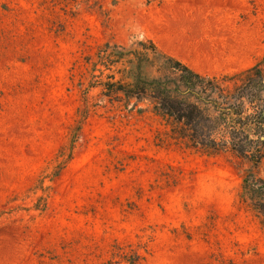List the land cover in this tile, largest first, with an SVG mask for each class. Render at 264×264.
<instances>
[{
  "label": "rangeland",
  "instance_id": "374dc122",
  "mask_svg": "<svg viewBox=\"0 0 264 264\" xmlns=\"http://www.w3.org/2000/svg\"><path fill=\"white\" fill-rule=\"evenodd\" d=\"M178 3L188 35L264 56V0H0V264H264V223L240 197L249 159L195 146L184 121L88 73L106 40L168 53L171 15L145 24Z\"/></svg>",
  "mask_w": 264,
  "mask_h": 264
},
{
  "label": "trees",
  "instance_id": "16d2710c",
  "mask_svg": "<svg viewBox=\"0 0 264 264\" xmlns=\"http://www.w3.org/2000/svg\"><path fill=\"white\" fill-rule=\"evenodd\" d=\"M85 59L92 76L106 73L98 82L107 94L152 100L161 114L184 121L195 146L217 150L229 145L248 158L251 168L240 197L258 210L264 223V178L255 171L264 158V56L241 71L208 76L163 51L153 39L134 37L127 44L106 40ZM238 78L242 83L224 92L221 79ZM223 129L226 137L220 139Z\"/></svg>",
  "mask_w": 264,
  "mask_h": 264
},
{
  "label": "crops",
  "instance_id": "0c3cea01",
  "mask_svg": "<svg viewBox=\"0 0 264 264\" xmlns=\"http://www.w3.org/2000/svg\"><path fill=\"white\" fill-rule=\"evenodd\" d=\"M190 7L188 4L178 3L163 10H156L155 15L146 20L145 28H153L158 19L167 20L168 16L165 18V14H170V21L163 23L165 24L164 37L169 45L163 46V48H168V53L170 52V54L203 75L215 76L223 73H233L253 65L251 51L245 50V47L236 50L237 47L233 43L227 44L229 47H227V50H223V47L218 44L207 43V39L204 37V34H206L204 27H197L198 31L195 34L188 35V31L184 27L185 19L190 17L185 11ZM191 17L203 21L202 16ZM205 27L207 28V24ZM244 39L243 36L242 40ZM181 48H187V50Z\"/></svg>",
  "mask_w": 264,
  "mask_h": 264
}]
</instances>
